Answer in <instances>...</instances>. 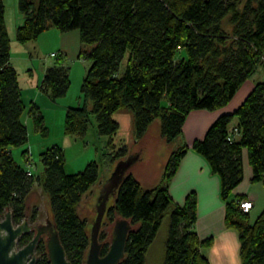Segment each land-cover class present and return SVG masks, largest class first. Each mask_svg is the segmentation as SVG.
I'll list each match as a JSON object with an SVG mask.
<instances>
[{
	"label": "trees",
	"instance_id": "obj_1",
	"mask_svg": "<svg viewBox=\"0 0 264 264\" xmlns=\"http://www.w3.org/2000/svg\"><path fill=\"white\" fill-rule=\"evenodd\" d=\"M25 21L16 34L19 44L37 41L51 28L62 33L79 31L80 59L91 63L82 87L90 110L70 108L65 122L69 136H84L95 116L100 136L110 138L116 160L126 161L130 150L116 152L113 138L120 126L113 116L121 110L135 115L137 139L160 120L162 135L178 140L194 111H214L227 106L244 83L264 67V0H18ZM125 63V65H124ZM124 66V67H123ZM70 69L60 57L46 71L41 91L52 101L64 98L71 86ZM27 108L17 73L11 63V38L6 27V7L0 0V218L12 212L15 225L37 221L28 218L27 199L39 181L49 198L50 222L59 234L72 264H86L90 248L88 223L78 207L99 180V165L91 163L75 175L65 172V154L54 146L41 155L45 171L35 177L17 164L12 148L25 146ZM39 129L41 110L28 111ZM234 122L236 125L234 126ZM193 151L200 154L221 182L226 203V225L240 234L243 264H264V212L252 225L250 215L230 200L243 181V154L248 152L253 183H264V82L257 84L232 114L221 115ZM189 148H180L169 160L163 185L144 189L131 174L124 176L106 219L128 220L125 259L120 264H146L165 215L170 213L165 264H210L202 254L211 240L201 241L195 231L197 197L191 193L184 205L170 195L169 184ZM24 157L28 156L25 151ZM130 158V156H129ZM32 173V176H29ZM117 216L120 220H117ZM92 229V228H91ZM25 235L19 247L28 245ZM40 241L37 264H51L47 238ZM110 246L105 245L102 255Z\"/></svg>",
	"mask_w": 264,
	"mask_h": 264
},
{
	"label": "rangeland",
	"instance_id": "obj_2",
	"mask_svg": "<svg viewBox=\"0 0 264 264\" xmlns=\"http://www.w3.org/2000/svg\"><path fill=\"white\" fill-rule=\"evenodd\" d=\"M4 2L8 10L10 26L12 23L16 25L17 17L23 16V13L19 10L18 0H4ZM73 34H78V31ZM71 35L72 33L65 35V33L51 28L37 41L24 45L16 42V36L12 39L11 63L16 70L18 83L27 108L24 123L28 129L29 141L23 147L12 148L11 153L15 162L25 170L32 171L36 178L41 177L45 171L41 155L54 146H59L65 154V172L68 175L83 172L89 164L97 163L99 165L98 183L83 196L78 207V214L82 220L88 223L90 232L97 216L98 202L106 183L112 178L120 160H116L115 156L112 155L113 151L109 147L110 138L99 135L97 120L93 115L84 136H69L65 133V122L70 108H83L87 105L90 110L92 109V103L89 101L86 104L82 93L84 80L90 70L91 63L78 57L82 48L81 41L79 49L77 41L70 40L67 56L63 57L65 66L70 69L71 86L67 95L54 102L46 93L41 91L47 69L54 66L61 57L59 51L62 50H59L58 47L63 40V36ZM52 53H58L59 56L52 57ZM251 80L257 84L264 82V67H260ZM33 105H37L41 110L44 119L43 129H39L35 120L28 115V111ZM113 119L120 126L117 135L113 138L116 152L123 148L130 150L134 147L129 154L130 158L128 156V160H133L131 171L136 175L134 177L142 181L144 189H153L163 185L165 166L173 153L180 148H188L190 145L188 131L183 132L178 140L169 142L162 135L161 121L157 120L151 125L146 135L138 140L135 129V115L131 110H121L113 116ZM25 151L28 152L26 158L23 154ZM245 161L244 153L243 181L236 187L230 200L242 194L241 189L246 182ZM170 185L171 183L169 184V190ZM255 186L254 190L260 188L264 192V185ZM114 201L115 198L111 197L108 205H114ZM27 205L29 220L33 216L34 210H37V221L31 222L32 225H46L52 219L49 198L39 181L34 184L27 199ZM258 211L257 207L252 212L249 218L250 224L253 225L264 212V210L261 213ZM117 220H120L118 216ZM114 227L115 223H112L109 219L105 220L100 235V243L104 246L111 245ZM169 228L170 213L168 212L164 217L157 238L148 252L146 264H165ZM37 256L40 257L38 254Z\"/></svg>",
	"mask_w": 264,
	"mask_h": 264
},
{
	"label": "crops",
	"instance_id": "obj_3",
	"mask_svg": "<svg viewBox=\"0 0 264 264\" xmlns=\"http://www.w3.org/2000/svg\"><path fill=\"white\" fill-rule=\"evenodd\" d=\"M24 21V15L18 16L16 25L12 23L10 26L6 8V27L11 38V51L13 47L12 39L17 34L16 28L18 30ZM75 32L65 33V35L72 33L71 36H63V40L58 47L59 50H62L59 51L62 58L67 56L70 40L77 41L80 49V33L78 31V34H73ZM54 54L56 57L59 56L58 53H52L51 55ZM78 57L80 58V53ZM252 78L240 87L227 106L214 111H194L188 116L183 132L188 131L189 151L182 159L170 185V195L179 205H184L191 193L196 194L198 221L195 225V231L201 241L211 240L210 246L202 249V254L209 260L210 264H243L241 240L239 232L226 225V203L221 198L219 177L212 173L207 161L191 148L195 141L202 140L205 137L209 128L221 115L232 114L237 111L257 85L255 81L251 80ZM133 149L134 147L130 149V152ZM244 153L246 157V182L241 189L242 194L236 197H244L254 203V208L249 214L251 216L257 207L260 213L264 210V192L260 188L254 190L255 185H264V183H253V172L250 167L248 152L245 151ZM130 173L136 177L132 171ZM138 181L144 188L142 181L140 179Z\"/></svg>",
	"mask_w": 264,
	"mask_h": 264
},
{
	"label": "water",
	"instance_id": "obj_4",
	"mask_svg": "<svg viewBox=\"0 0 264 264\" xmlns=\"http://www.w3.org/2000/svg\"><path fill=\"white\" fill-rule=\"evenodd\" d=\"M133 160L121 161L112 178L106 183L98 202L97 216L90 234V248L86 264H120L126 255L130 232L133 230L128 220H120L113 229V238L109 251L102 255L104 245L100 235L109 209V200L115 196L126 174L130 173ZM35 234L32 241L23 248L19 247L20 239L25 235ZM46 236L49 260L51 264H72L68 258L59 234L50 221L46 225H31L28 219L15 225L12 212L0 218V264H37L36 250L40 241Z\"/></svg>",
	"mask_w": 264,
	"mask_h": 264
},
{
	"label": "built area",
	"instance_id": "obj_5",
	"mask_svg": "<svg viewBox=\"0 0 264 264\" xmlns=\"http://www.w3.org/2000/svg\"><path fill=\"white\" fill-rule=\"evenodd\" d=\"M52 57H56V55H52ZM29 176H32V173H29ZM240 210L245 214H250L254 208V203L250 200H243L239 204Z\"/></svg>",
	"mask_w": 264,
	"mask_h": 264
},
{
	"label": "flooded vegetation",
	"instance_id": "obj_6",
	"mask_svg": "<svg viewBox=\"0 0 264 264\" xmlns=\"http://www.w3.org/2000/svg\"><path fill=\"white\" fill-rule=\"evenodd\" d=\"M32 225V224H31Z\"/></svg>",
	"mask_w": 264,
	"mask_h": 264
}]
</instances>
